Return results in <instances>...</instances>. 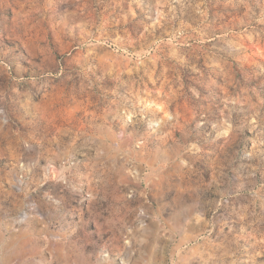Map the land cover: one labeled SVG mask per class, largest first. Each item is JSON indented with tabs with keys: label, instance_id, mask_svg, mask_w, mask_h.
<instances>
[{
	"label": "rangeland",
	"instance_id": "374dc122",
	"mask_svg": "<svg viewBox=\"0 0 264 264\" xmlns=\"http://www.w3.org/2000/svg\"><path fill=\"white\" fill-rule=\"evenodd\" d=\"M0 264H264V0H0Z\"/></svg>",
	"mask_w": 264,
	"mask_h": 264
}]
</instances>
